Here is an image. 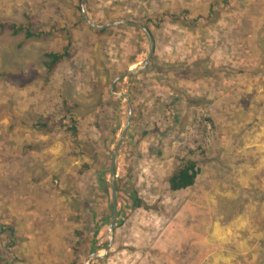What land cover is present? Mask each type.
Here are the masks:
<instances>
[{
  "label": "rangeland",
  "instance_id": "rangeland-1",
  "mask_svg": "<svg viewBox=\"0 0 264 264\" xmlns=\"http://www.w3.org/2000/svg\"><path fill=\"white\" fill-rule=\"evenodd\" d=\"M82 2L0 0V22L41 25L44 32L28 38L0 30V264H70L79 238L91 248L97 216L110 214L108 198L91 199L93 189L78 194L64 179L89 163L85 178L105 179L113 201L112 154L130 117L128 100L117 95L132 105L130 76L114 84L123 125L113 144L97 127L104 115L99 103L108 104L109 119L113 83L143 66L150 43L144 30L128 25L102 45L104 34L91 29L83 13L94 24L104 23L98 26L127 21L148 28L162 71L138 76L135 92L144 108L136 120L142 124L132 126V108L116 156L115 179L124 177L122 162L128 158L136 171L128 186L144 205L128 210L115 228L117 218L112 244L111 214L97 235L99 250L93 254L101 258L89 253L80 264H264V151L257 157L254 150L264 143V0ZM185 11L187 21L172 20ZM65 52L49 72L47 54ZM183 65H192L191 75L175 69ZM67 107L86 125L76 147L59 126ZM207 116L215 127L204 123L208 144L201 146L211 160L196 152V184L172 192L166 178ZM44 122L47 130L40 129ZM8 227L16 231L14 246Z\"/></svg>",
  "mask_w": 264,
  "mask_h": 264
},
{
  "label": "trees",
  "instance_id": "trees-1",
  "mask_svg": "<svg viewBox=\"0 0 264 264\" xmlns=\"http://www.w3.org/2000/svg\"><path fill=\"white\" fill-rule=\"evenodd\" d=\"M82 2V0H81ZM187 11L181 13V14H172L171 18L174 21H180V19H183L187 21ZM214 13V12H213ZM83 17V16H81ZM92 17V16H91ZM208 18V17H207ZM210 19H212L213 17L209 16ZM208 18V19H209ZM30 20H34L33 17H30ZM197 21V19H192V22ZM95 24H104L101 23V21L98 20H94ZM106 23V22H105ZM189 23V21H188ZM90 27V26H89ZM130 26H126V25H120V26H116V27H108V28H104L102 30H96L95 32L98 34H104L103 38H102V45H106V42H108L110 39L114 38V35L117 33L119 34V30L121 29H126L129 28ZM91 29H94L92 27H90ZM132 28L135 32L137 33H141V29L137 28V27H130ZM262 31H264V23L262 24V27H260ZM0 30L5 31H11L13 34H18L21 32H24L25 36L30 38V37H39L40 35H42L44 32L41 30V25L39 26H34L31 29L30 24L28 23H21V24H17L14 22H0ZM68 36H69V45L67 46L70 47L71 45V31H68ZM136 39H134V45L141 50V43L136 41ZM67 52H65L64 54H59V53H49L47 54L48 57V61L45 62V66L47 68V70L49 72L55 70L57 68V66L64 60V58L67 56ZM122 57V56H120ZM131 63H138L140 62L137 59H132L130 60ZM191 68L192 65H183V66H179L175 69H178V72H181L184 75H191ZM158 70L159 72L162 71L161 66L159 64H157V58L154 56L150 62V64L143 69L142 71H140L139 73H137L136 75H133L129 78V84L131 87V92H130V97L132 98V108H133V114L135 116V119L132 122V126L135 124H138V126L140 127L142 122L141 119L136 120L137 117L142 116L143 113V108H140V100H139V95L136 94L135 90L137 89L138 86H134L137 85L139 83V80H137L139 75H147L146 73H150L152 72V70ZM118 75V73L116 74L115 72L112 74V78H114ZM117 87V86H116ZM135 93L136 96H134L133 93ZM140 94V93H139ZM112 101L111 104L114 107V114L109 116V119H107V115H105L106 111H107V105L103 104L102 102L99 103L100 107H101V111L102 113H104V115H102L101 119L99 120V122H97V127L98 129H101V133L103 134V136L105 138H110L111 139V143L113 144V142L115 141L118 132L122 129V122H121V114L123 113V106H122V100L112 96V94H109ZM102 100V97L100 98L99 101ZM72 110L70 108L67 107V109L65 110V115L64 117L60 120L59 122V126L60 129L62 131V133L64 134L65 138L71 139V143L76 147L79 146V135H81L85 128L86 125L85 124H81L79 123V120L75 119L72 112ZM204 123L210 124L211 127H215V120H213V118L210 117H206L203 118L201 120H199L198 122V130H199V135L198 137H196V140H194V142L191 145H187L186 151L183 152V156L177 161V163L173 166L172 170L169 172L167 178H166V182L169 186V189L172 192H180L189 188H192L195 184H196V180L197 177L200 173V163L201 160L195 158L196 156V152L198 153V157L201 159H205L207 161L211 160V158H209L208 155V149L203 148V146H201V143H206L208 144V132L206 129V125L204 126ZM53 126H56L55 124H53ZM49 128L48 122H44L42 124H40V129L41 130H47ZM206 131V132H204ZM192 139H189V142H191ZM201 140H203L202 142H200ZM207 140V142L205 141ZM107 142V140H105V143ZM125 144L122 147V151H125L124 149ZM209 148V146H208ZM134 148H131V150H133ZM95 152V151H93ZM109 161L111 162L110 156H109ZM109 162V163H110ZM135 165L133 164V162H131L130 160H128V158L126 160H124L122 162V168L125 171L124 177H121L119 179L116 180V198H117V205H118V221L115 225V228L118 226H121L123 224L124 221V217H125V213L128 212V210L133 211L139 207H142L144 205L143 201L141 200V198H139L137 191H133L131 187L128 186L130 180L132 179V177L136 174L135 171ZM89 168V163L88 164H84L81 167L75 168L73 169V171H71L70 174H68L65 177V181L68 182L71 185V188L74 189V191H76L78 194L81 192V190L86 191V194L90 193L92 191V189L95 192V195L91 197V199L93 197H97V196H102L109 199L108 201V206L106 209H108L109 211V215L108 217L112 214L113 211V201L111 197V186L108 185L107 181L105 179H103L102 181H98L96 180V182L91 181L90 176L88 178H85V175L87 176L89 173L87 172ZM105 173H103V175L106 177L107 175V170H104ZM59 178V177H58ZM110 190H109V189ZM104 194V195H103ZM78 196V195H77ZM110 196V197H109ZM85 201V200H83ZM87 202V201H86ZM86 202H82L83 206L86 207L87 204ZM97 216V214H96ZM99 217V218H98ZM108 217H104V216H97V221L95 222V226H96V231H95V235H94V240L93 243H91V248L86 247V245H83V237L81 236V232L78 231L77 234L78 236H81L82 238L77 241V244H75L73 246V250L75 252L76 255V259L72 260L70 264H80L79 260L80 258H82L84 255L89 254V253H95L97 252L98 246H97V242L99 241L97 239V235L99 230L101 229V225L106 224L107 221L109 220ZM5 231V230H4ZM6 231L9 232V237L11 240V245L14 246L15 245V241H16V231L14 228L8 227L6 229Z\"/></svg>",
  "mask_w": 264,
  "mask_h": 264
},
{
  "label": "water",
  "instance_id": "water-1",
  "mask_svg": "<svg viewBox=\"0 0 264 264\" xmlns=\"http://www.w3.org/2000/svg\"><path fill=\"white\" fill-rule=\"evenodd\" d=\"M81 4L83 5V2H81ZM83 16L84 18L89 22L90 26H92L94 29L96 30H102L104 28H108V27H116V26H120V25H130V26H134V27H137V28H141L142 30H144V32H146L147 36H148V39H149V43H150V53H149V56L148 58L146 59V61L144 62L143 66L136 69V70H129L127 72H125L124 74L120 75L116 80L115 82L113 83L112 85V88H111V94L112 95H117L115 92H114V84L119 81L121 78H123L125 75L127 76H133V75H136L138 72H140L141 70L145 69L150 61L152 60L153 58V55H154V48H155V43H154V39H153V36H152V33L150 32V30L148 28H146L145 26H143L142 24L140 23H132V22H127V21H119V22H113V23H108V24H105L104 26H98L96 24H94L89 18L88 16L83 13ZM119 97H122V98H126L128 100V106H129V111H130V117H129V121L127 123V125L125 126L123 132H122V135L120 137V139L118 140L117 142V145L113 151V154H112V163H111V166H110V178L112 180V192H113V211H112V218H111V221L109 223V226H108V234H109V242L110 244H112V232H113V228H114V225L116 223V220L118 218V205H117V198H116V175H115V165H116V156H117V153L118 151L121 149V146H122V143H123V140L124 138L126 137V133H127V130H128V127H129V124L131 122V118H132V105L130 103V99L123 95V94H120V95H117ZM109 250V248H107V251ZM90 257L91 258H95V259H100L101 256L99 255H96V254H90Z\"/></svg>",
  "mask_w": 264,
  "mask_h": 264
},
{
  "label": "crops",
  "instance_id": "crops-1",
  "mask_svg": "<svg viewBox=\"0 0 264 264\" xmlns=\"http://www.w3.org/2000/svg\"><path fill=\"white\" fill-rule=\"evenodd\" d=\"M260 141V140H259ZM255 147L257 148V149H254L255 150V155L257 156V157H260L261 156V153L264 151V143H262V142H257L256 144H255ZM264 169V168H263ZM247 263H248V261H246Z\"/></svg>",
  "mask_w": 264,
  "mask_h": 264
},
{
  "label": "clouds",
  "instance_id": "clouds-1",
  "mask_svg": "<svg viewBox=\"0 0 264 264\" xmlns=\"http://www.w3.org/2000/svg\"><path fill=\"white\" fill-rule=\"evenodd\" d=\"M140 29V28H139Z\"/></svg>",
  "mask_w": 264,
  "mask_h": 264
}]
</instances>
